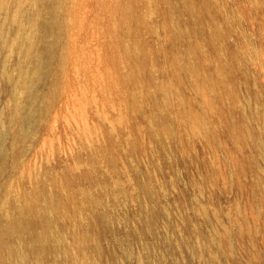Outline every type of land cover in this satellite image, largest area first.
Instances as JSON below:
<instances>
[{"label": "rangeland", "instance_id": "374dc122", "mask_svg": "<svg viewBox=\"0 0 264 264\" xmlns=\"http://www.w3.org/2000/svg\"><path fill=\"white\" fill-rule=\"evenodd\" d=\"M175 1L179 10L185 0ZM90 3L73 0L75 15L68 16L59 39L29 26L26 14L15 17L12 7L0 10V196L2 188L11 186L15 193L31 187L36 177L52 190L63 182L65 169L71 173L64 192L75 193L77 209L68 223L61 220L67 226L58 241L66 250L51 251L46 264H264V0L211 3L214 14L223 15V20L218 18L227 31L223 46L244 52L237 72L223 83V109L237 125L243 112L246 123H253L258 135L245 142L232 139L217 113L220 99L213 105L204 102L191 76H183L181 87L193 109L204 116L208 133L174 102L166 114L174 133L151 136L150 130L165 117L150 101L136 107L129 93L141 98L140 85L115 86L102 75L108 66L103 63L105 36L102 28L91 25L102 14L92 11ZM140 8L146 25L130 43L142 38L157 44L163 55L168 36L161 27L162 15ZM183 39L177 51L188 57ZM55 40L61 62L54 63L55 57L47 64L38 61L35 54L43 41ZM28 41L35 44L30 51L24 43ZM207 47L202 44L211 55ZM50 62L61 65L62 75L49 93V106L40 112L45 85L52 78ZM201 63L208 69L216 65L207 59ZM151 67L158 82H175L163 57L152 60ZM134 140L138 147L132 150L129 143ZM108 153L115 157L112 164ZM143 182L149 183L152 196L140 188ZM86 189L99 194L97 207L84 198ZM100 215L108 229L97 235ZM59 224L54 227L58 236ZM86 230L87 238L75 239ZM16 243L29 251L27 264H32L37 255L30 252L29 241Z\"/></svg>", "mask_w": 264, "mask_h": 264}, {"label": "bare ground", "instance_id": "6f19581e", "mask_svg": "<svg viewBox=\"0 0 264 264\" xmlns=\"http://www.w3.org/2000/svg\"><path fill=\"white\" fill-rule=\"evenodd\" d=\"M72 2L73 0H12L10 5L7 0H0V10H9L12 7L16 14H14L15 17L22 12L28 16L29 26H38L43 35L49 36L50 34L59 39L63 29L65 30V27L68 26V16L73 17L75 15ZM212 2L219 4L218 0ZM212 2L211 0H185L182 1V8L178 10L175 0H91L92 11L96 14L97 12L102 14L101 19L91 24L92 26H99H95V28H102V33L105 36L107 53L103 63L108 66L104 67L102 75L110 80V84H115V86L119 84L128 88L129 86L140 85L143 88L140 94L141 98L129 93V96L134 98L136 107H141L146 101H150L151 105L158 111L159 116L165 117L161 126L150 130L151 136L174 133L172 121L166 116L174 102L181 104L186 109V114L202 133H208L204 116L193 109L189 98L185 95L184 88L181 87L183 76H191L196 81L204 102L213 105L216 99H220L221 105L217 109V113L222 118L221 122L223 121L225 130L234 137L233 140L240 138L245 142L247 139L255 138L258 135L252 126L253 123L252 125L250 123V126L246 123L248 119L244 112L242 113V124L237 125L229 117V113L226 114L225 109H223V83L237 72V65L242 64L241 58H244V52L233 46L229 48L223 46V38L226 37L227 31L218 22L219 17L223 20V15L214 14L217 9L211 4ZM28 3L29 7H27ZM141 5L146 6L149 13L162 15L161 27L168 36L162 44V48H166L163 55L161 54L162 49L157 44H147L146 40L144 41L142 38L137 39L133 44L130 43L131 36H138V31L143 25H146V17L140 12ZM226 18L228 19V16ZM20 23L18 22L19 25ZM149 29L155 32V28L150 26ZM180 39L183 41L187 39L185 49L188 57L179 53V50L177 51L178 43L182 41ZM14 40L18 42L20 38L16 36ZM24 43L29 51L35 45L30 41ZM57 43V41L55 43L54 41H43L42 50L35 54L38 61L45 63L46 61L49 62L50 58L54 59L55 57L54 63L58 60L59 64L61 61L60 58H57V48L55 49ZM203 43L208 45L207 50H211V55L203 50ZM19 44L21 43L19 42ZM153 56L160 60L162 57L164 58L168 63V74L175 82L171 81V83L165 84L157 81V77L153 76L154 70L151 67L152 60H156L152 58ZM202 59L211 60L216 65L212 69H208L201 63ZM122 63H125L123 70L121 68ZM60 66L55 64L52 66V63H49L52 78L45 85L46 96L41 97L40 112H44L50 104L49 93L54 91L56 82L62 75V67ZM42 70L40 67L36 69L37 76L41 77ZM102 75L100 74V76ZM117 120L122 121L123 118L120 117ZM150 124L152 123L150 122ZM204 138L207 140V137ZM129 144L132 150L138 147L136 140ZM260 145L261 143L258 141L256 148ZM3 157V151H1L0 161L3 160ZM106 158L111 164L115 162L112 153H108ZM70 174L65 169L63 182L60 183L59 187L57 186L52 190L48 189L46 184L37 177L32 181L31 187H21V190L15 193H13L11 186L6 189L2 188L5 192L3 191L2 196H0V264H27L30 253L29 251H22V247L19 248L16 239L29 241L30 252L37 255L32 264H46L45 258L51 251L60 254L66 250L61 245L58 246V241L62 239V232L60 233V231L67 226L61 220L63 219L68 223L69 220L67 219H72V214L77 209L73 206L77 199L75 193L65 195L64 192L66 186L71 183ZM93 178L95 177L92 176L91 179ZM93 180L97 181V179ZM139 185L148 197L153 195L148 182ZM82 194L92 206L97 207L100 204L99 194L92 192V190L86 189ZM99 217V222L95 224V234L97 235H101L108 229L105 216L100 215ZM57 223H60L59 236L54 233V227L56 228ZM87 232L88 230L82 236H76L75 239L85 238ZM227 232L225 230L224 233L227 234Z\"/></svg>", "mask_w": 264, "mask_h": 264}]
</instances>
